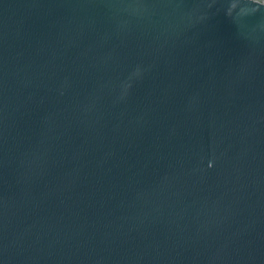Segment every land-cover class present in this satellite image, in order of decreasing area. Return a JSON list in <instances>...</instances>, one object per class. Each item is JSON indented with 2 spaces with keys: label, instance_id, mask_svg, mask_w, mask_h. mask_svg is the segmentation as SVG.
<instances>
[{
  "label": "water",
  "instance_id": "95a60500",
  "mask_svg": "<svg viewBox=\"0 0 264 264\" xmlns=\"http://www.w3.org/2000/svg\"><path fill=\"white\" fill-rule=\"evenodd\" d=\"M0 264H264V0H0Z\"/></svg>",
  "mask_w": 264,
  "mask_h": 264
}]
</instances>
